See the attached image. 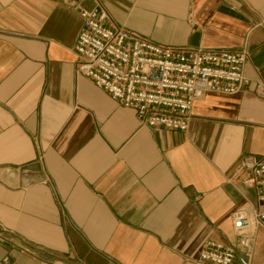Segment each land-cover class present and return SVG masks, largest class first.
<instances>
[{"label": "crops", "instance_id": "obj_1", "mask_svg": "<svg viewBox=\"0 0 264 264\" xmlns=\"http://www.w3.org/2000/svg\"><path fill=\"white\" fill-rule=\"evenodd\" d=\"M170 47L248 52L250 85L195 100L187 132L141 126L78 74L77 7ZM264 0H0V264H198L259 207ZM252 264H264V229Z\"/></svg>", "mask_w": 264, "mask_h": 264}, {"label": "built area", "instance_id": "obj_2", "mask_svg": "<svg viewBox=\"0 0 264 264\" xmlns=\"http://www.w3.org/2000/svg\"><path fill=\"white\" fill-rule=\"evenodd\" d=\"M83 21L74 46L77 72L92 80L141 126L187 132L195 100L207 93L237 94L250 85L245 74L248 52L170 47L116 25L108 10L77 7ZM255 93L264 97V84ZM250 172L244 185L258 190L259 207L233 214L235 242L207 240L198 264H252L255 233L264 229V155H246Z\"/></svg>", "mask_w": 264, "mask_h": 264}]
</instances>
